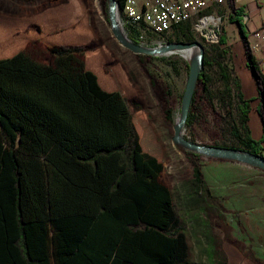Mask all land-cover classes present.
I'll return each mask as SVG.
<instances>
[{
	"label": "trees",
	"instance_id": "16d2710c",
	"mask_svg": "<svg viewBox=\"0 0 264 264\" xmlns=\"http://www.w3.org/2000/svg\"><path fill=\"white\" fill-rule=\"evenodd\" d=\"M101 1L108 23L107 4ZM116 3L120 14L124 0ZM243 15L240 7L230 19L255 83L260 137L253 138L248 127L253 99L244 97L239 77H231L224 62V33L213 62L220 95L211 90L213 63L204 52L185 126L195 120L197 94L214 109L215 103L222 110L229 103L237 116L231 133L238 144L229 148L264 156V74ZM54 26L36 31L55 39L45 43L46 59L26 47L0 55V264H188L190 245L174 195L160 180L162 164L142 150L120 91L87 65L83 45ZM190 26L188 20L173 27L167 42L193 41ZM125 28L137 43L136 27ZM81 30L70 33L79 37ZM164 114L170 120L167 106ZM191 164L181 199L203 217L207 264H228L212 229L218 226L231 239L221 205L209 193L198 163Z\"/></svg>",
	"mask_w": 264,
	"mask_h": 264
},
{
	"label": "rangeland",
	"instance_id": "374dc122",
	"mask_svg": "<svg viewBox=\"0 0 264 264\" xmlns=\"http://www.w3.org/2000/svg\"><path fill=\"white\" fill-rule=\"evenodd\" d=\"M101 2L0 0V55L26 47L29 51H36L37 57L46 59L45 43L55 39L36 31L38 26L50 24L56 30L54 23L61 28L58 32L66 35L68 40L78 41L85 48L87 65L107 78L111 87L124 97L142 150L162 164L160 180L174 195L190 245L188 264L208 263L204 251L207 242L203 234L207 228L203 217L194 205L187 206V201L181 199L186 192V182L191 178L192 161L198 163L209 193L221 205L220 212L231 239H227L218 226L213 225L212 229L230 264H264V171L236 161L187 155L179 148L181 146L172 142L173 126L180 115L181 96L188 76V59L184 56L186 51L158 56L133 53L112 36L101 9L104 3ZM240 7L248 16L245 26L251 44L252 30L264 22V6L256 5L253 0H225L223 5L204 12V15L213 16V20H208L206 25L191 19L190 31L193 41L200 42L204 52L209 54L211 63L217 58L219 34L224 33L226 43L220 46L226 51L224 62L234 73L231 77H239L244 97L253 99L250 105L251 111L255 112V83L251 70L244 66L237 25L230 19L235 9ZM105 8L107 14V6ZM118 18L123 33L132 41L125 28L127 17L123 10L120 14L118 11ZM75 27L84 30L74 38L70 31ZM145 37L144 42L137 43L146 47L157 46L152 33L147 31ZM34 38L37 39L36 44H32ZM208 73L212 77V92L220 95L222 86L214 63ZM215 104L216 109L206 98L197 94L193 104L195 120L190 127L184 126L183 136L199 144L238 147L231 133L237 121L233 105L227 103L225 110H222ZM166 106L170 109V120L165 118ZM250 120L248 127L253 137L258 130V120L254 115L250 116ZM249 255L260 262L250 260Z\"/></svg>",
	"mask_w": 264,
	"mask_h": 264
},
{
	"label": "water",
	"instance_id": "95a60500",
	"mask_svg": "<svg viewBox=\"0 0 264 264\" xmlns=\"http://www.w3.org/2000/svg\"><path fill=\"white\" fill-rule=\"evenodd\" d=\"M107 17L112 36L123 47L136 54L151 56L168 55L176 52L195 50L193 57L188 59V76L183 94L181 96L180 115L173 126L172 142L193 153L208 158L236 161L264 171V156L251 153L247 150L222 147L216 145L199 144L185 138L182 134L185 121L190 109L191 100L196 88L197 79L203 67L204 49L200 42L166 43L156 47H146L129 40L120 27L116 0H106Z\"/></svg>",
	"mask_w": 264,
	"mask_h": 264
},
{
	"label": "built area",
	"instance_id": "2783aa9c",
	"mask_svg": "<svg viewBox=\"0 0 264 264\" xmlns=\"http://www.w3.org/2000/svg\"><path fill=\"white\" fill-rule=\"evenodd\" d=\"M256 5L264 6V0H253ZM225 0H124L121 10L127 17V24L136 27L137 41H145V33L156 37L157 46L168 43L167 39L176 25L196 19L202 24L213 20L212 15H204L207 9L221 6ZM248 16H241L245 23ZM253 42L251 49L258 59L259 67L264 74V22L251 32Z\"/></svg>",
	"mask_w": 264,
	"mask_h": 264
},
{
	"label": "crops",
	"instance_id": "0c3cea01",
	"mask_svg": "<svg viewBox=\"0 0 264 264\" xmlns=\"http://www.w3.org/2000/svg\"><path fill=\"white\" fill-rule=\"evenodd\" d=\"M244 62H245V60H244ZM256 95H257V93H256ZM256 101L258 102L257 99H256ZM253 115L258 120V123H257L258 130H257V133L255 135H253V138L258 139L260 137L261 133H262V123H261V120H260L259 116L257 115V113L251 111L250 114H249V121H248L249 125L251 123L250 116H253ZM228 264H230L229 259H228Z\"/></svg>",
	"mask_w": 264,
	"mask_h": 264
},
{
	"label": "bare ground",
	"instance_id": "6f19581e",
	"mask_svg": "<svg viewBox=\"0 0 264 264\" xmlns=\"http://www.w3.org/2000/svg\"><path fill=\"white\" fill-rule=\"evenodd\" d=\"M202 25H206V22L205 21H202ZM121 27V26H120ZM196 53V50H189V51H186L184 53V56L187 58V59H190L191 57H193Z\"/></svg>",
	"mask_w": 264,
	"mask_h": 264
},
{
	"label": "flooded vegetation",
	"instance_id": "af4514ba",
	"mask_svg": "<svg viewBox=\"0 0 264 264\" xmlns=\"http://www.w3.org/2000/svg\"><path fill=\"white\" fill-rule=\"evenodd\" d=\"M49 1V0H48Z\"/></svg>",
	"mask_w": 264,
	"mask_h": 264
}]
</instances>
